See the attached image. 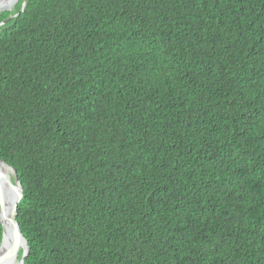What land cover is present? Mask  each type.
Returning <instances> with one entry per match:
<instances>
[{"label":"trees","instance_id":"1","mask_svg":"<svg viewBox=\"0 0 264 264\" xmlns=\"http://www.w3.org/2000/svg\"><path fill=\"white\" fill-rule=\"evenodd\" d=\"M20 4L0 160L23 264H264V0Z\"/></svg>","mask_w":264,"mask_h":264},{"label":"water","instance_id":"2","mask_svg":"<svg viewBox=\"0 0 264 264\" xmlns=\"http://www.w3.org/2000/svg\"><path fill=\"white\" fill-rule=\"evenodd\" d=\"M19 0H10L9 6L0 5V13L11 12ZM11 3V4H10ZM26 0H21L20 12H23ZM19 13H11L0 22V27L7 24ZM22 198V188L16 171L0 160V264H23L28 253L27 243L16 221L17 206ZM21 254L18 256V251Z\"/></svg>","mask_w":264,"mask_h":264},{"label":"bare ground","instance_id":"3","mask_svg":"<svg viewBox=\"0 0 264 264\" xmlns=\"http://www.w3.org/2000/svg\"><path fill=\"white\" fill-rule=\"evenodd\" d=\"M9 2H10V0H0V5H3L4 7H8L9 6ZM11 4V3H10ZM17 5V4H16ZM5 12V11H4ZM8 12V11H7ZM11 13H14V10H12L11 12H10V14ZM17 13V12H16Z\"/></svg>","mask_w":264,"mask_h":264},{"label":"clouds","instance_id":"4","mask_svg":"<svg viewBox=\"0 0 264 264\" xmlns=\"http://www.w3.org/2000/svg\"><path fill=\"white\" fill-rule=\"evenodd\" d=\"M19 1H21V0H19ZM19 1H17V3H18ZM17 3H16V4H17ZM15 6H16V5H15ZM15 6L13 7V10L15 9ZM25 6H26V5H25ZM5 25H6V24H5ZM3 26H4V25H3Z\"/></svg>","mask_w":264,"mask_h":264}]
</instances>
